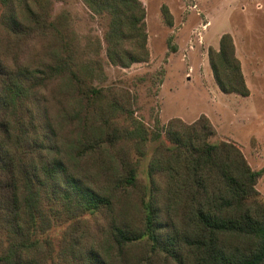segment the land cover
<instances>
[{"label":"trees","instance_id":"trees-1","mask_svg":"<svg viewBox=\"0 0 264 264\" xmlns=\"http://www.w3.org/2000/svg\"><path fill=\"white\" fill-rule=\"evenodd\" d=\"M63 1L0 0V264H62L64 252L54 254L51 240L38 232L50 225L51 213L93 211L107 213L103 239L88 243L75 222L64 264H132L130 250L138 246L134 264H264V214L250 201L262 169H252L234 144L211 143L214 127L205 115L191 123L173 117L155 129L170 158L161 221L149 158L139 229L116 213L112 194L137 186V172L119 154L123 127L113 113L133 111L125 95L82 75L70 33L51 15ZM81 1L92 14L108 16L103 40L111 63L147 60L140 0ZM161 11L170 24L167 7ZM207 56L220 91L249 94L229 33ZM64 79L82 105L73 148L60 141L50 113L51 86ZM85 165L107 175L108 192L91 187Z\"/></svg>","mask_w":264,"mask_h":264},{"label":"rangeland","instance_id":"rangeland-1","mask_svg":"<svg viewBox=\"0 0 264 264\" xmlns=\"http://www.w3.org/2000/svg\"><path fill=\"white\" fill-rule=\"evenodd\" d=\"M140 1L148 58L127 66L111 63L105 54L103 32L108 16L92 14L81 0L55 2L51 12L71 35L82 75L94 86L116 90L120 99L121 94L125 95L133 111L131 115L113 113V120L123 127L118 153L137 172V186L112 194L116 213L139 229L140 199L146 184L144 166L149 158L151 187L156 189L152 190L153 207L161 221L168 155L166 143L155 137V129L173 117L191 123L205 115L214 127V134L209 137L211 143L234 144L252 169H262L250 201L261 206L264 214V0ZM162 6L170 13V24L165 21ZM224 33L232 37L249 89L247 96L224 93L213 79L207 51L209 47L218 48ZM32 49L33 46L29 52ZM51 88L50 113L56 119L57 134L62 143L73 148L74 129L82 120V105L67 79ZM85 169L90 172L86 180L91 187L108 192L107 175L97 174L88 165ZM50 218V225L37 237L50 239L54 254L64 252L60 256L64 264L70 262L68 227L77 222L78 232L86 230L87 242H94L106 228L107 213L93 211L70 217L59 212L51 213ZM62 236L66 241L60 247ZM139 247L130 250L128 260L132 264L141 251Z\"/></svg>","mask_w":264,"mask_h":264}]
</instances>
